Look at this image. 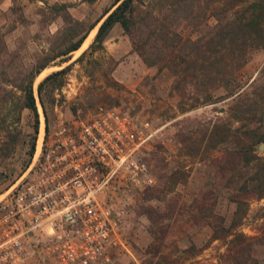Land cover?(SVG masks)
<instances>
[{"label": "rangeland", "instance_id": "obj_1", "mask_svg": "<svg viewBox=\"0 0 264 264\" xmlns=\"http://www.w3.org/2000/svg\"><path fill=\"white\" fill-rule=\"evenodd\" d=\"M110 1L0 0V32L7 48L18 51L25 62H30L56 43L54 35L66 11L88 23ZM54 3L62 5L53 8ZM183 23L178 21L176 27L187 32ZM95 29L96 26L89 30L67 60L44 67L35 76L33 86L49 71L70 63L62 84L43 94V104L35 96L36 110L44 115L46 131L60 122L85 117L97 104L117 105L139 118L146 117L154 129L143 153L153 183L139 188L110 183L96 196L98 201L110 200L121 216L122 244L108 250L105 264H155L157 253L153 255L149 250L157 245L170 252L171 258H179L178 262L167 264L214 262L224 248L223 241L209 237L210 229L204 217L207 210L200 211L199 203L222 215L226 224L232 219L235 206L230 193L243 196L241 185L227 180V176L236 178L243 168L236 164L233 155L225 154L228 145L219 140V121L224 120L228 106L232 105L238 115L232 118V126H250L264 134V46L254 48L238 68L241 92L234 100L223 98L182 109L178 94L171 88L172 73L160 64L143 62L119 23L109 28L101 47L90 48ZM134 32V38L141 34ZM83 50L80 59H75ZM225 92L222 86L213 90L216 97ZM33 117L30 109L21 110L13 141L7 139L4 128L0 127V190L18 176L29 160L27 151L36 138ZM213 122L218 126L212 128V137H205L198 152L193 153L194 139L204 132L209 134ZM254 148L264 155L262 139L255 142ZM246 199L236 227L245 235L258 237L252 247L253 264H264V243L259 241L264 228V196ZM190 241L196 246L194 255L190 253L191 247L182 250ZM32 243L37 244L33 248L40 251L43 264H48L45 246L38 248L42 240Z\"/></svg>", "mask_w": 264, "mask_h": 264}, {"label": "trees", "instance_id": "obj_2", "mask_svg": "<svg viewBox=\"0 0 264 264\" xmlns=\"http://www.w3.org/2000/svg\"><path fill=\"white\" fill-rule=\"evenodd\" d=\"M61 5L54 3L53 8ZM154 7L158 10H152ZM178 21L184 22L187 32L177 29ZM116 22L131 37V47L143 62L160 64L172 73L171 88L178 94L182 109L223 98L234 100L241 92L238 68L254 48L264 46V0H150L149 3L147 0H111L100 15L88 23L66 11L54 35L56 43L30 62H25L18 51L8 49L0 32V127L4 128L9 141L16 138L15 126L23 108L33 112V130L37 131L35 96L43 104V94L62 84L70 63L49 71L33 86L35 76L47 65L67 60L94 26L96 29L88 46L101 47L105 34ZM134 30L141 33L137 38L133 37ZM84 52L75 59H80ZM220 86L226 92L216 97L213 90ZM237 117L234 106H228L226 120L219 121V140L228 145L224 148L225 154L233 155L236 164L243 168L236 178L227 176L228 181L241 185L243 196L234 191L230 193L235 206L233 217L226 224L222 215L199 203L200 211L207 210L204 217L210 229L209 237L221 239L224 245L214 262L203 264H253L255 261L252 247L258 237L243 234L236 225L243 215L246 197L264 196V155H259L254 148L257 140L264 141V134L250 126H232V118ZM216 126L218 124L213 122L209 134L204 132L199 139H194L193 153L198 152L205 137H212V128ZM33 146L34 139L28 155ZM259 241L264 243V228ZM189 243L182 250L191 247L190 253L194 255L196 246L193 241ZM149 252L157 253L155 264L179 261V258H171L170 252L161 250L160 245Z\"/></svg>", "mask_w": 264, "mask_h": 264}, {"label": "built area", "instance_id": "obj_3", "mask_svg": "<svg viewBox=\"0 0 264 264\" xmlns=\"http://www.w3.org/2000/svg\"><path fill=\"white\" fill-rule=\"evenodd\" d=\"M29 160L0 190V264H105L121 241V216L97 194L110 183H153L143 158L154 129L148 118L108 104L45 130L37 110ZM35 257L39 259L36 260Z\"/></svg>", "mask_w": 264, "mask_h": 264}, {"label": "water", "instance_id": "obj_4", "mask_svg": "<svg viewBox=\"0 0 264 264\" xmlns=\"http://www.w3.org/2000/svg\"><path fill=\"white\" fill-rule=\"evenodd\" d=\"M262 144V143H261Z\"/></svg>", "mask_w": 264, "mask_h": 264}]
</instances>
